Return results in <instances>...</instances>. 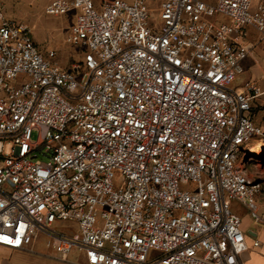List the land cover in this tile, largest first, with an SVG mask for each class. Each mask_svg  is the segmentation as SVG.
Instances as JSON below:
<instances>
[{
	"label": "built area",
	"instance_id": "obj_1",
	"mask_svg": "<svg viewBox=\"0 0 264 264\" xmlns=\"http://www.w3.org/2000/svg\"><path fill=\"white\" fill-rule=\"evenodd\" d=\"M45 11L77 12L68 41L83 57L59 66L0 10V246L26 250L44 234L62 261L244 264L230 200L264 225L262 182L241 161L264 149L252 116L264 89L232 84L255 55L247 28L264 41V0H52Z\"/></svg>",
	"mask_w": 264,
	"mask_h": 264
},
{
	"label": "rangeland",
	"instance_id": "obj_2",
	"mask_svg": "<svg viewBox=\"0 0 264 264\" xmlns=\"http://www.w3.org/2000/svg\"><path fill=\"white\" fill-rule=\"evenodd\" d=\"M52 0H0V10L8 20L22 22L28 25L32 31L33 38L37 46L44 54L49 51L55 52L54 61L65 69H72L82 60V49L68 41L69 33L75 22L77 12L72 11L63 15L54 16L46 13V6ZM105 0H94L96 5H100ZM131 3L133 0H126ZM264 49V43L261 46ZM255 63L264 64L263 56L256 54ZM262 79V78H261ZM263 80V79H262ZM235 85V82L232 84ZM261 101L255 104L252 110V116L256 122L264 124V95ZM37 137V131L34 130L32 140ZM41 160L45 157L39 155ZM241 161L244 162L248 173L256 180L262 182L261 191L257 195V207L264 210V149L259 153L242 154ZM230 205L234 211L242 216L246 214V208L235 200H230ZM49 238L42 234L35 242V251L41 256L29 258L27 264H67L62 262L53 252V249L47 245ZM52 254H51V253ZM77 252H72L69 259L76 257Z\"/></svg>",
	"mask_w": 264,
	"mask_h": 264
},
{
	"label": "crops",
	"instance_id": "obj_3",
	"mask_svg": "<svg viewBox=\"0 0 264 264\" xmlns=\"http://www.w3.org/2000/svg\"><path fill=\"white\" fill-rule=\"evenodd\" d=\"M246 33V40L249 43L257 45L254 51L256 56L261 55L264 60V49H261L264 41L260 43L259 34L252 27L247 28ZM256 60L255 56H251L244 61L245 71L241 76L235 79L234 86L241 88L245 81L252 80L264 89V64L255 63ZM259 102L263 101L259 99L257 103ZM238 215L242 219V228L249 246L248 251L245 252L242 257L244 264H264V225L255 223L247 212L246 214H242V216L240 214ZM255 240L260 242L259 246L253 245ZM34 249L35 243L26 250H12L7 247L0 246V264H27L29 258L36 259L41 256ZM41 257L45 258L46 256ZM83 261L84 259L82 254L77 253L76 257L71 259L68 258V260L62 262H67V264H83Z\"/></svg>",
	"mask_w": 264,
	"mask_h": 264
},
{
	"label": "bare ground",
	"instance_id": "obj_4",
	"mask_svg": "<svg viewBox=\"0 0 264 264\" xmlns=\"http://www.w3.org/2000/svg\"><path fill=\"white\" fill-rule=\"evenodd\" d=\"M261 149H263L262 145L257 143L251 150H249V153H259Z\"/></svg>",
	"mask_w": 264,
	"mask_h": 264
}]
</instances>
